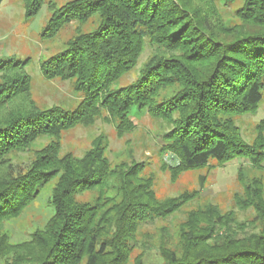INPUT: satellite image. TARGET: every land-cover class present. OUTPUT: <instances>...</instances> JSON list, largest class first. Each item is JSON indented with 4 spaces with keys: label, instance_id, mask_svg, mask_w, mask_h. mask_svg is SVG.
Wrapping results in <instances>:
<instances>
[{
    "label": "trees",
    "instance_id": "1",
    "mask_svg": "<svg viewBox=\"0 0 264 264\" xmlns=\"http://www.w3.org/2000/svg\"><path fill=\"white\" fill-rule=\"evenodd\" d=\"M22 1L26 19L46 7L45 39L72 22L96 17L98 25L86 33L78 26L66 47L40 64L44 79L72 82L82 95L74 110L38 108L25 71L29 60L0 57V264H145L143 254L131 259L144 247L142 226L167 224L196 199L199 190L159 199L143 162L113 164L103 136L81 157L61 154L63 134L100 118L118 137L135 128L134 110L164 122L160 155L177 160L162 166L171 181L212 161L241 158L262 169L264 119L250 143L233 119L256 113L263 99L264 0H244L235 12L239 23L231 27L215 0H71L59 7L50 0ZM146 43L153 56L121 86ZM167 88L177 91L159 98ZM42 137L51 141L24 169L13 163L12 153L28 151ZM242 171L243 195H236L235 205L251 210V219L242 222L212 203L188 208L173 227H159L161 264H264V187L260 177L245 184ZM204 180L199 176V187ZM50 183L47 220L28 239L12 242L6 224ZM86 192L96 193L93 202L78 199Z\"/></svg>",
    "mask_w": 264,
    "mask_h": 264
},
{
    "label": "rangeland",
    "instance_id": "2",
    "mask_svg": "<svg viewBox=\"0 0 264 264\" xmlns=\"http://www.w3.org/2000/svg\"><path fill=\"white\" fill-rule=\"evenodd\" d=\"M58 7L71 0H50ZM225 26L231 27L238 24L235 12L242 7L244 0H236L234 3L215 0ZM49 18L45 6L33 19H26L22 0H0V57L15 58L19 61L29 60L25 71L30 75V93L33 102L41 110L52 106H61L67 110H74L82 99V95L73 89V83L60 79L46 80L40 72V64L44 59L54 55L66 47L69 39L73 38L79 27L83 33L94 30L98 25L96 17L79 25L72 22L63 27L54 37L45 39L41 31ZM154 50L146 43L139 57L137 65L120 79V85L125 86L133 82L139 75V71L153 56ZM177 91V88H167L159 93V98H166ZM264 119V90L263 99L256 113L234 117L235 124L240 128L242 138L251 142L255 136V125ZM131 120L135 128L118 137L114 125L98 119L91 127H76L65 133L61 138V154L70 153L81 157L90 147L95 138L103 136L107 141L105 154L113 164L129 163L131 161L143 162L145 176L154 178V190L159 199L178 196L184 192L199 190L196 199L173 216L169 222H157L142 226L140 235L144 247H137L132 253L131 259L138 254L145 264H161V258L157 253L159 244V227L164 224L176 225L183 220L186 209L205 206L209 203L216 204L223 211H234L235 216L242 222L251 219V210L243 211L235 205L236 195H243V187L238 179V170H243L242 178L248 184L253 177H260L264 187V163L262 169H252L249 163L241 158L225 164L214 161L209 166L184 172L175 181H171L168 170H163V163L176 166L177 160L171 154L160 155L161 134L167 128L164 122L151 118L144 112L132 111ZM51 141L48 137H42L23 153H12L11 159L21 169L25 168L33 160V152L41 149ZM204 176L202 187H199L198 178ZM52 183L46 186L37 201L32 204L19 219L8 222L6 229L11 235L12 242L28 239L29 234L41 227L47 220L50 210L48 208V194ZM95 192H86L78 196L80 201L93 202ZM264 197V191H263ZM171 227V229H172Z\"/></svg>",
    "mask_w": 264,
    "mask_h": 264
}]
</instances>
